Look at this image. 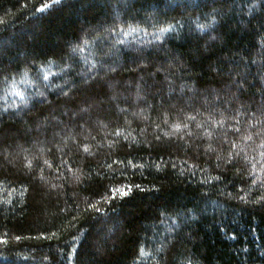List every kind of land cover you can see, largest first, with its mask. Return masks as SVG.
Segmentation results:
<instances>
[{
  "label": "trees",
  "instance_id": "obj_1",
  "mask_svg": "<svg viewBox=\"0 0 264 264\" xmlns=\"http://www.w3.org/2000/svg\"><path fill=\"white\" fill-rule=\"evenodd\" d=\"M0 264H264V0H0Z\"/></svg>",
  "mask_w": 264,
  "mask_h": 264
},
{
  "label": "snow or ice",
  "instance_id": "obj_2",
  "mask_svg": "<svg viewBox=\"0 0 264 264\" xmlns=\"http://www.w3.org/2000/svg\"><path fill=\"white\" fill-rule=\"evenodd\" d=\"M56 2L58 3L59 0H56ZM48 7H50V5L45 4V5L40 9V11H44V10L47 9ZM45 79H47V77H45ZM237 131H238V130H237ZM121 194H122L123 196H127L129 193H128L127 191H124V192H122Z\"/></svg>",
  "mask_w": 264,
  "mask_h": 264
}]
</instances>
